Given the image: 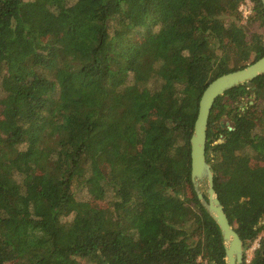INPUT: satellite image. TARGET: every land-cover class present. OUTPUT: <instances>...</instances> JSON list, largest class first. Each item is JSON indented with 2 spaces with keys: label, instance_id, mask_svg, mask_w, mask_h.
Returning <instances> with one entry per match:
<instances>
[{
  "label": "trees",
  "instance_id": "1",
  "mask_svg": "<svg viewBox=\"0 0 264 264\" xmlns=\"http://www.w3.org/2000/svg\"><path fill=\"white\" fill-rule=\"evenodd\" d=\"M251 1L0 0V264H225L190 138L208 84L264 55ZM206 158L264 264V73L216 99Z\"/></svg>",
  "mask_w": 264,
  "mask_h": 264
},
{
  "label": "water",
  "instance_id": "2",
  "mask_svg": "<svg viewBox=\"0 0 264 264\" xmlns=\"http://www.w3.org/2000/svg\"><path fill=\"white\" fill-rule=\"evenodd\" d=\"M264 5V0H262ZM264 73V55L245 67L224 73L212 80L203 91L199 101V111L192 132L191 178L197 196L221 230L225 251V264H243L244 243L231 224L216 189L215 173L206 158L209 117L216 99L228 89L244 82H250Z\"/></svg>",
  "mask_w": 264,
  "mask_h": 264
},
{
  "label": "rangeland",
  "instance_id": "3",
  "mask_svg": "<svg viewBox=\"0 0 264 264\" xmlns=\"http://www.w3.org/2000/svg\"><path fill=\"white\" fill-rule=\"evenodd\" d=\"M251 4V3H250ZM242 5V3L240 4V6ZM252 5H253V2H252ZM242 7V6H241ZM242 8H244L243 10H248L249 9V6L248 7H246V4L245 5H243V7ZM239 10H240V7H239ZM247 14V16H245L244 14V16L245 17H248V13H246ZM244 17V20H243V22H245L246 21V18ZM261 31H263V29H260ZM251 99V98H250ZM252 101V100H251ZM1 107V106H0ZM7 108H5V107H2V108H0V133H5V127H6V120L9 118V114L7 113L8 111L6 110ZM258 246V242H255L253 245H252V247H250L248 250H247V252H246V254H247V257H248V259H251V257L253 256V254H254V250H255V248Z\"/></svg>",
  "mask_w": 264,
  "mask_h": 264
},
{
  "label": "built area",
  "instance_id": "4",
  "mask_svg": "<svg viewBox=\"0 0 264 264\" xmlns=\"http://www.w3.org/2000/svg\"><path fill=\"white\" fill-rule=\"evenodd\" d=\"M251 3V4H250ZM246 4V7H248L249 6V9L248 10H243L244 8H242L243 7V5H245ZM242 6V7H241ZM240 6V11H242V13L245 15V16H247V14L246 13H248V14H250L251 12H252V8H253V5H252V1L251 0H243V2H242V5Z\"/></svg>",
  "mask_w": 264,
  "mask_h": 264
}]
</instances>
